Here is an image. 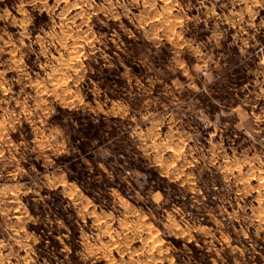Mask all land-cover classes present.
I'll list each match as a JSON object with an SVG mask.
<instances>
[{"label": "rangeland", "instance_id": "374dc122", "mask_svg": "<svg viewBox=\"0 0 264 264\" xmlns=\"http://www.w3.org/2000/svg\"><path fill=\"white\" fill-rule=\"evenodd\" d=\"M0 264H264V0H0Z\"/></svg>", "mask_w": 264, "mask_h": 264}, {"label": "trees", "instance_id": "16d2710c", "mask_svg": "<svg viewBox=\"0 0 264 264\" xmlns=\"http://www.w3.org/2000/svg\"><path fill=\"white\" fill-rule=\"evenodd\" d=\"M78 180V179H77Z\"/></svg>", "mask_w": 264, "mask_h": 264}]
</instances>
